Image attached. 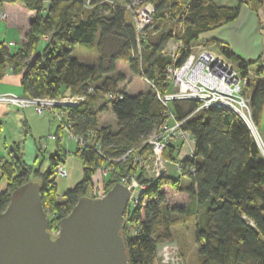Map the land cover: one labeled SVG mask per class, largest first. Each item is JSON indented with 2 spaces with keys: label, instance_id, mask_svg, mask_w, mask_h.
Returning <instances> with one entry per match:
<instances>
[{
  "label": "trees",
  "instance_id": "1",
  "mask_svg": "<svg viewBox=\"0 0 264 264\" xmlns=\"http://www.w3.org/2000/svg\"><path fill=\"white\" fill-rule=\"evenodd\" d=\"M0 3L18 5L31 14L25 40L17 51L0 43V81L11 70L21 74L27 97L57 98L67 91L84 97L78 106L59 111L64 112L71 133L91 143L75 152L83 165V177L62 200L55 182L56 168L66 158L61 145L45 173L26 165L22 151L13 148L11 160L0 162L6 181L0 193V214L8 207L11 194L34 175L41 184L43 208L50 214L49 229L54 233L58 222L87 195L95 171L112 168L108 189L129 173L137 175L144 187L124 215L121 233L129 264H155L159 246L188 225L193 227L197 248L194 264H264V158L250 130L227 110L196 111L199 102L189 99L173 100L167 108L156 95V91L169 93L168 69L181 65L190 47L201 43L202 34L235 21L244 3L258 13L264 9L261 0H237L235 6H221L216 0H154L153 21L142 34H137L125 5L118 0ZM175 39L182 43L178 62L163 51ZM204 44L218 45L225 58L237 60L242 75H249L251 66L258 65L256 75L264 76L261 58L245 61L227 45L217 41ZM78 45L96 51L97 62L86 64L72 57ZM119 61H129L131 72L144 78L150 90L131 95L122 89L126 77L117 70ZM108 106L116 118L115 130L99 123V113ZM250 107L258 127L264 82L257 81ZM169 111L182 122V130L193 136L195 157L178 161L181 143L174 142L165 157L179 162L181 173L148 179L123 159L149 148L148 139L158 132ZM58 130L56 137L62 136L61 125ZM181 177L188 180L186 185L181 184ZM168 193L185 196L188 202H169Z\"/></svg>",
  "mask_w": 264,
  "mask_h": 264
},
{
  "label": "built area",
  "instance_id": "2",
  "mask_svg": "<svg viewBox=\"0 0 264 264\" xmlns=\"http://www.w3.org/2000/svg\"><path fill=\"white\" fill-rule=\"evenodd\" d=\"M153 1L128 0L127 4H125L128 17L129 19L131 17L134 21L132 24L137 34H142L153 21ZM4 18H6V15L4 13L0 14V19ZM173 41H168L163 51L170 54L175 62H178L182 43L178 41L179 48L175 50ZM250 76V73L246 76L242 75L239 68L234 67L232 61L225 58L221 53L218 54L211 51L205 44L196 43L190 47V52L181 65L168 69L167 79L168 83L173 86L172 92L161 95L156 91V95L167 108H169L170 102L173 100L189 99L199 102V107L196 111L218 109L233 113L248 127L264 158V147L260 133L251 114V93L249 92V88L252 81ZM110 97L114 98L113 95ZM118 97L122 98L119 95ZM84 99L82 96L73 94L57 98H31L0 93V105L12 106L19 109L33 108L38 114H44L46 111L55 114L60 121V125L67 132L68 137L76 141L77 151H81L91 143L89 141L86 142L83 137L71 133L70 126L64 120V112L57 109L78 106ZM167 115V119L159 128L158 132L150 136L147 141V145L150 147L148 149L150 154L148 160L154 165L155 170L152 178L155 179L168 175V170L165 166L166 161L163 155L170 144L180 142V151L185 147L189 148L184 157L188 159L195 157L193 136L191 133L182 130V122L176 121L172 112L169 111ZM52 138L54 139L55 137ZM126 158H128V155L123 160H126ZM175 164L178 173H181L180 163L176 162ZM139 165L142 169L145 168L146 163L141 162ZM102 168L104 169V177H102V180H104L108 176V170L110 169L106 167ZM67 175L68 173L63 164L59 163L56 168V177H66ZM130 178L123 176L119 183L126 186L131 192L132 187L135 188L137 183L133 179L131 181L132 186L128 185V179ZM143 189L144 187L141 186L134 198L131 192L129 203L133 202V205H135ZM93 195L92 199L104 197H98L95 192ZM161 245L157 252H159L160 247H163L162 251H165H163L165 256L163 259L164 264H183L175 245L170 243H166V246H163L165 243Z\"/></svg>",
  "mask_w": 264,
  "mask_h": 264
},
{
  "label": "water",
  "instance_id": "3",
  "mask_svg": "<svg viewBox=\"0 0 264 264\" xmlns=\"http://www.w3.org/2000/svg\"><path fill=\"white\" fill-rule=\"evenodd\" d=\"M258 17L264 46V9ZM41 190L30 181L11 194L0 214V264H129L121 233L131 196L126 186L117 183L100 199L82 197L57 233L49 229Z\"/></svg>",
  "mask_w": 264,
  "mask_h": 264
},
{
  "label": "rangeland",
  "instance_id": "4",
  "mask_svg": "<svg viewBox=\"0 0 264 264\" xmlns=\"http://www.w3.org/2000/svg\"><path fill=\"white\" fill-rule=\"evenodd\" d=\"M118 1H121L120 3L125 5V4H127L128 0H118ZM217 2H219V1L217 0ZM263 2H264V0H263ZM232 3L234 4L235 2L232 1ZM249 14L254 15L256 21L260 22V19L258 17V13H255V12L249 10L245 4H242L239 16L237 17V20L241 19L242 23H244V25H245V23H248V21H249V19H248ZM130 21L132 23L134 22L131 17H130ZM249 33H250V31H249V28L247 26V27H245V29H243V34L248 35ZM258 35H259V37L262 38V35L260 33V27H258ZM173 42L175 45V50H177L179 48V43L176 39ZM199 44H202V43H199ZM243 44L245 46H247L248 41L247 42L245 41ZM207 46L211 51H214L215 53L220 54V49L217 45L214 44V45H207ZM71 55H72V57L77 58L78 60H80L81 62L86 63V64H95L97 62L96 51L87 49V48L80 46V45L75 47V49L73 50ZM232 63L234 65V67H236V68L238 67V61L237 60L232 61ZM257 69H258V65H252L251 66V71L253 73H255L257 71ZM117 70L119 72H122L126 77L125 82L121 83V85H120V87L122 89H125L129 93H133V94L141 92V91L145 92V91L150 90V85L146 82V80L144 78H142L140 76H136L131 72L130 66H129V61H119L117 64ZM251 81H252V88L250 90L252 91L253 87L255 86V79L252 77ZM172 90H173V86L170 85L169 93H171ZM68 95H71L70 92L63 95V96H68ZM100 104H101V102H99L98 105L100 106ZM57 110H59V109H57ZM43 116L51 121L50 122L51 125L48 123L47 119H46V122L43 124V122H41L39 120L41 118V116H39L38 121H37V125L34 129V133L32 132L33 136L34 135L36 136L37 144L39 145V147L41 149V150H38V164H41L42 171H46L48 169L50 156H51L52 152L55 150L56 143H57V147H58V145H61V147L65 150V153H66L65 161H67V162L62 163V164H63L66 172L68 173V175L66 177L57 176L58 189L61 191L63 188H66V186L68 184H70L74 180H76L79 177V175H82V169H83L82 163H81V160L74 154L77 151L76 141L73 139H70L67 135V132L63 128H62V136L59 135V137H56V134H57V136L59 134L58 126L60 125V121H59L58 117H56L55 114L50 113L48 111H46L43 114ZM99 117H100V120H99L100 125L110 126L114 130L117 128L116 118H115L110 106H108L107 110L100 112ZM64 119H65V116H64ZM10 126H11L10 135L15 136V126L12 124ZM52 137H55V139H53ZM148 149L147 150L144 149L142 153H137V152L132 153L130 155V157L126 158L125 163H131V165L133 167H135V169H137V172L142 171L144 174V177H148V179H149V178L153 177V172L155 169L153 167L154 166L153 163L148 160V158L150 156ZM188 150H189L188 147H185L183 150H181L179 152V154H177V156H176L177 160L180 161L182 159V157L185 156V153L188 152ZM27 152H29V151H27ZM165 153H166V151H165ZM165 153L163 155V158L166 161L165 166L167 167L168 174L173 176V177L178 176L176 174V173H178L176 164L166 160ZM71 159H73V160L71 163H69L68 160H71ZM141 162L146 163L145 168H142V169L140 168L139 164ZM147 165H149V167H147ZM97 170L93 174V177L91 179V185H90L88 192H87V195L85 197L92 198L94 196L93 195L94 192L97 194L98 197H103L113 188L112 187V188L108 189V186H107V179L110 176L109 174L111 173L112 168H111V171L108 170V176L104 180H102V177H104V169L101 167V168H99L98 171ZM123 176H121L120 179H122ZM125 176L131 177L130 179H128V181H129L128 185L132 186L131 181L133 179L137 183V186H135V188L132 187V189H131L132 190L131 191L132 197L134 198L137 195V192L139 191V189L141 187V183H140L137 175H135L134 173H129L128 175H125ZM180 179H181L182 185L187 184L188 180L185 177H181ZM167 197H168V200L170 199L169 202H172V203L177 202V203L185 204L188 202V199L185 196H179V195L173 194V193H168ZM58 199L62 200L63 196L60 197L58 195ZM131 206H133V202L129 203V207H131ZM47 216L49 218L50 214L47 213ZM59 223H60V221L58 222V229H56V231L54 233L58 232ZM192 228H193L192 225H188L187 229H185L184 227L178 228L175 231L173 240L167 242V244L170 243V244H173L177 247L178 255H179V257L182 258L183 264H192V263H195L197 260V248H196L195 243H194V230ZM130 231L132 232L133 230L130 229ZM125 232L126 233H124V234L126 235L127 230H125ZM163 246H166V243ZM162 249H163V247H160L159 252H157L156 264H164L163 259L165 257L164 256L165 251L163 250L164 251L163 252Z\"/></svg>",
  "mask_w": 264,
  "mask_h": 264
},
{
  "label": "crops",
  "instance_id": "5",
  "mask_svg": "<svg viewBox=\"0 0 264 264\" xmlns=\"http://www.w3.org/2000/svg\"><path fill=\"white\" fill-rule=\"evenodd\" d=\"M218 1L219 2L217 3L221 6H235L237 4V0ZM232 1L235 3L233 4ZM261 1L264 8V2L263 0ZM246 7L251 10L247 5ZM2 13H6L8 15V18L0 19V43L8 46L11 52H15L21 47L22 43L25 40V34L28 31L30 25L31 14L26 12L22 7L9 3H0V14ZM248 19L249 21L248 23H245V25L244 23H242L241 19H236L235 21L226 24L214 31L202 34L200 36L201 43L204 44V42L208 43L210 41H217L218 43L227 45L238 58L245 61L257 60L261 58L264 52L263 37L261 38L258 35V27L261 28V25L260 22L256 21L254 15L249 14ZM247 26L250 33L248 35H245L243 34V29H245V27ZM245 41H248L247 46L243 44ZM256 72L253 73L252 71H250V77H253L255 79V85L257 81L264 82V76L259 77L256 75ZM21 78V74H15L9 71L0 81V93L25 96V92L23 91L21 84ZM254 87L252 91L254 90ZM251 88L252 83L249 88L250 93H252V91L250 90ZM66 93L69 92L67 91ZM130 94L133 95V93ZM39 116H41L39 120L44 124L47 118H45L43 114L36 113L32 108L19 109L12 106L0 105V159L2 161H10V151L13 148L18 147L23 153V160L26 165L31 166L35 170H39L41 173H45L49 169L50 159L48 169L46 171H42L41 164H38V150L41 149L37 144L36 136H33L32 134V132L34 133V129L37 125ZM50 122L51 121L48 120V123L51 125ZM11 124L15 126V136L10 135ZM258 130L264 147V107L262 110ZM56 152L57 143L55 145V150L52 152L51 156H53ZM72 160L73 159L68 160L69 163H71ZM82 177L83 169L82 175H79L76 180L68 184L66 188H63L61 191L58 189L56 177L55 182L58 195L60 197L64 196V194L68 190L73 189L76 184L82 180ZM31 181L39 182L38 178L34 175H32ZM5 188L6 181L0 171V193H2Z\"/></svg>",
  "mask_w": 264,
  "mask_h": 264
}]
</instances>
